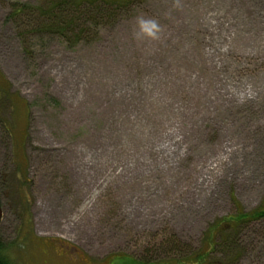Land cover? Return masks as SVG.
Instances as JSON below:
<instances>
[{
	"label": "rangeland",
	"instance_id": "374dc122",
	"mask_svg": "<svg viewBox=\"0 0 264 264\" xmlns=\"http://www.w3.org/2000/svg\"><path fill=\"white\" fill-rule=\"evenodd\" d=\"M46 1L0 0L1 254L207 252L211 229L264 199V0H137L91 42L34 35L26 49L12 4ZM231 238L212 257L264 264V220Z\"/></svg>",
	"mask_w": 264,
	"mask_h": 264
},
{
	"label": "trees",
	"instance_id": "16d2710c",
	"mask_svg": "<svg viewBox=\"0 0 264 264\" xmlns=\"http://www.w3.org/2000/svg\"><path fill=\"white\" fill-rule=\"evenodd\" d=\"M137 0H47L40 7L23 3L12 4L10 16L16 18L17 28L22 29L21 38L26 49L31 46V38L44 34L63 37L69 44L77 45L91 42L94 33H100L102 26L117 21L125 11L130 12ZM20 22V23H19ZM95 33V34H97ZM0 72V89L5 91L9 85L3 82ZM3 84V86L1 85ZM4 87V88H3ZM1 204V203H0ZM264 220V199L252 213H241L229 221H223L208 233L205 244L211 246L207 252L189 254L183 258H168L167 264H229L234 259L228 254L223 259L212 257V253L227 250L225 244H232L231 235L238 234L244 224ZM210 234V235H209ZM171 243V242H170ZM172 244H174L172 242ZM213 252H210L212 251ZM172 251H179L173 248ZM239 259V256H238ZM0 264H12L0 252ZM144 264H153L144 262ZM164 264V263H163Z\"/></svg>",
	"mask_w": 264,
	"mask_h": 264
},
{
	"label": "water",
	"instance_id": "95a60500",
	"mask_svg": "<svg viewBox=\"0 0 264 264\" xmlns=\"http://www.w3.org/2000/svg\"><path fill=\"white\" fill-rule=\"evenodd\" d=\"M2 218H3V211H2V208H1V206H0V223H1V221H2Z\"/></svg>",
	"mask_w": 264,
	"mask_h": 264
},
{
	"label": "flooded vegetation",
	"instance_id": "af4514ba",
	"mask_svg": "<svg viewBox=\"0 0 264 264\" xmlns=\"http://www.w3.org/2000/svg\"><path fill=\"white\" fill-rule=\"evenodd\" d=\"M2 211H3V209H2ZM2 220H3V218H2ZM1 223H2V221H1ZM1 223H0V225H1Z\"/></svg>",
	"mask_w": 264,
	"mask_h": 264
}]
</instances>
